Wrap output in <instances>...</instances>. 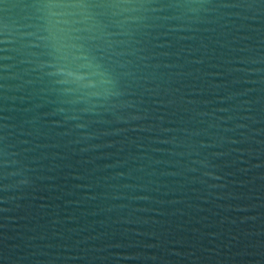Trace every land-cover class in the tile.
Instances as JSON below:
<instances>
[{
    "label": "water",
    "instance_id": "1",
    "mask_svg": "<svg viewBox=\"0 0 264 264\" xmlns=\"http://www.w3.org/2000/svg\"><path fill=\"white\" fill-rule=\"evenodd\" d=\"M0 264H264V0H0Z\"/></svg>",
    "mask_w": 264,
    "mask_h": 264
}]
</instances>
